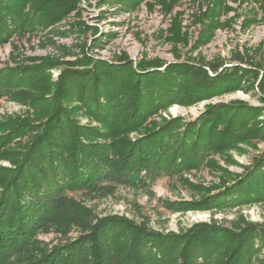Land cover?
<instances>
[{
    "label": "trees",
    "instance_id": "16d2710c",
    "mask_svg": "<svg viewBox=\"0 0 264 264\" xmlns=\"http://www.w3.org/2000/svg\"><path fill=\"white\" fill-rule=\"evenodd\" d=\"M162 1L166 10L178 2ZM203 1L206 7L194 13L202 27L191 50L212 39L214 30L223 25L218 12L231 9L223 0ZM5 2L0 0V5ZM28 2L15 0L14 6L24 9ZM6 3L5 9L13 5L11 0ZM261 10L264 21V0ZM178 19L174 15L168 39L187 44L189 32ZM254 21L252 12L245 15L243 24ZM231 54L238 63L229 66L222 58L206 61L190 54L182 62L156 59L136 68L131 61L121 65L98 61L92 69L61 75L73 94L85 93V105L101 125H81L60 103L36 125L41 128L33 142L18 150L14 167L5 169L8 173L0 183V264H264V228L250 224L226 228L195 223L183 235L182 244L168 253L160 243L148 241L161 240L143 227H138L135 240L130 224L118 216L92 221L85 214L87 219L80 221L83 234L65 244L48 246L33 238L36 231L48 229L50 218H67L80 209L69 190L87 188L89 193L91 188L111 191L119 184L145 185L162 173L199 164L211 152L227 150L234 142L256 145L264 141V118H259L263 109L242 100L209 103L192 120L175 116L143 124L156 109L233 91L243 86L244 79H258V98L264 103V41L254 51L235 49ZM111 126L137 133L116 141L119 152L112 159L104 154V144L93 140L105 137ZM242 167L240 173H231L217 187L206 190L197 206L209 209L263 201L264 151ZM124 250L128 253L122 257Z\"/></svg>",
    "mask_w": 264,
    "mask_h": 264
},
{
    "label": "rangeland",
    "instance_id": "374dc122",
    "mask_svg": "<svg viewBox=\"0 0 264 264\" xmlns=\"http://www.w3.org/2000/svg\"><path fill=\"white\" fill-rule=\"evenodd\" d=\"M161 1L29 0L22 9L11 0L13 5L7 9L3 6L8 3L0 5V27L4 31L0 34V183L8 173L5 169L14 167L18 150L33 142L41 128L36 125L45 121L59 103L81 125H101L90 115L85 93L73 94L61 75L92 69L98 61L113 65L131 61L136 68L141 62L156 59L165 63L182 62L190 54L195 58L202 56L206 61L222 58L229 66L238 63L232 59L233 50L254 51L264 41L262 0H223L222 3L231 7L218 12L223 25L214 30L209 42L193 50L202 27L194 13L204 9L206 1L178 0L170 10ZM252 12L256 21L245 26L244 17ZM174 15H178L183 30L189 32L187 44L168 39L167 31ZM257 80L244 79L242 87L189 105L173 103L156 109L143 124L147 126L175 116L192 120L207 104L230 100L260 106L263 110L259 118H264ZM136 134L134 129L111 126L105 137L94 136L93 140L102 142L104 154L112 159L119 152L115 151L116 141ZM263 151L264 141L256 145L238 141L227 150L211 152L199 164L162 173L145 185L119 184L111 191L105 187L91 188L89 193L87 188H74L68 194L81 204L80 209L67 218H50L48 229L33 234L34 241L50 246L77 238L84 232L80 221L87 219L85 214L92 221L109 216L126 219L135 240L138 227H143L160 238L161 241L153 238L148 241L160 243L165 253L182 244L183 235L195 223L211 222L226 228L241 223L264 228V200L209 209L196 204L206 190L217 187L231 173H240L242 165H248ZM127 253L122 251V257Z\"/></svg>",
    "mask_w": 264,
    "mask_h": 264
}]
</instances>
